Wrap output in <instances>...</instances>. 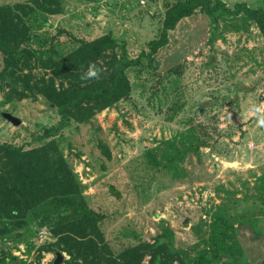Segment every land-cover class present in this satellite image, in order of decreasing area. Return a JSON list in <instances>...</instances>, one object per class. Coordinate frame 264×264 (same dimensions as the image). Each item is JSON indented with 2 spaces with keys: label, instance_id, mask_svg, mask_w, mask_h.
Here are the masks:
<instances>
[{
  "label": "rangeland",
  "instance_id": "374dc122",
  "mask_svg": "<svg viewBox=\"0 0 264 264\" xmlns=\"http://www.w3.org/2000/svg\"><path fill=\"white\" fill-rule=\"evenodd\" d=\"M34 1L43 0H0V7L36 8L28 18L29 47L62 57L79 39L109 34L136 58L150 52L167 9L179 0H56L64 10L57 16ZM212 1L264 10V0ZM154 59L155 66L143 60L127 71L128 98L43 139L59 125L58 111L41 96L8 102L11 82L0 79V144L31 149L55 140L85 206L102 216L99 228L115 255L166 239L186 264H199L216 234L221 256L213 264H264V36L243 14L197 10L169 32ZM33 74L42 76V68ZM37 220L28 215L27 225L7 236L13 256L23 264H55L61 252L63 264H72Z\"/></svg>",
  "mask_w": 264,
  "mask_h": 264
},
{
  "label": "trees",
  "instance_id": "16d2710c",
  "mask_svg": "<svg viewBox=\"0 0 264 264\" xmlns=\"http://www.w3.org/2000/svg\"><path fill=\"white\" fill-rule=\"evenodd\" d=\"M34 2L48 16L64 13L56 0H43L42 5ZM35 10L28 3L0 7V79L13 84L7 86L10 88L8 102L41 96L58 111L59 125L48 129L42 139L54 137L72 121L87 122L128 98L131 84L127 71L143 60L155 66L154 56L168 45L169 32L197 10L207 15L243 14L264 36L263 9H253L243 3L231 9L220 1L179 0L167 9L164 26L159 37L150 43L149 53L143 51L132 58L124 41L106 34L92 41L79 39L70 53L59 57L53 50L40 51L28 46L32 37L28 18ZM93 63L100 70L99 78L82 81L81 76ZM37 68H42V76L35 78L33 70ZM40 211L41 219L37 215ZM31 214L38 219V226L49 228L72 256V264H143L146 257H149L148 264H186L166 239L152 244L141 242L115 255L99 228L102 216L85 206L81 185L55 140L31 149L0 144V264L7 260L11 264H23L10 252L6 238L27 225V216ZM228 224L223 220L221 227ZM217 244L215 234L213 248L199 253V264H213L221 256Z\"/></svg>",
  "mask_w": 264,
  "mask_h": 264
},
{
  "label": "water",
  "instance_id": "95a60500",
  "mask_svg": "<svg viewBox=\"0 0 264 264\" xmlns=\"http://www.w3.org/2000/svg\"><path fill=\"white\" fill-rule=\"evenodd\" d=\"M3 117H4L7 121L11 122V123H12L14 126H16V127H19V126L22 124L21 119L15 117V116L12 115V114L4 113V114H3ZM64 260H65V256H64V254L61 253V252H57V253H56V259H55L54 263H55V264H63Z\"/></svg>",
  "mask_w": 264,
  "mask_h": 264
},
{
  "label": "clouds",
  "instance_id": "9594fccd",
  "mask_svg": "<svg viewBox=\"0 0 264 264\" xmlns=\"http://www.w3.org/2000/svg\"><path fill=\"white\" fill-rule=\"evenodd\" d=\"M99 72H100V70L95 67L94 63L90 64L86 74L81 76V80L86 81V80L92 79V78L98 79L99 78Z\"/></svg>",
  "mask_w": 264,
  "mask_h": 264
},
{
  "label": "built area",
  "instance_id": "2783aa9c",
  "mask_svg": "<svg viewBox=\"0 0 264 264\" xmlns=\"http://www.w3.org/2000/svg\"><path fill=\"white\" fill-rule=\"evenodd\" d=\"M40 237H45L47 235V232L46 231H40Z\"/></svg>",
  "mask_w": 264,
  "mask_h": 264
}]
</instances>
